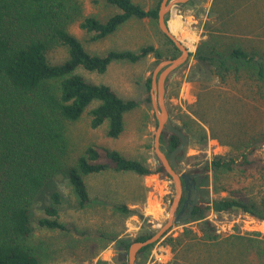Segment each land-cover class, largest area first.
Wrapping results in <instances>:
<instances>
[{"label":"rangeland","instance_id":"1","mask_svg":"<svg viewBox=\"0 0 264 264\" xmlns=\"http://www.w3.org/2000/svg\"><path fill=\"white\" fill-rule=\"evenodd\" d=\"M133 1L145 9L156 4V0ZM220 1L216 0L215 3V0H192L184 6L178 3L166 14L167 24L173 16L179 15L182 18L184 31L175 37L187 48L183 34L189 32L197 37L193 48H188L189 55L186 61L175 70L174 75L170 73L167 76L165 92L171 121L179 125L187 124L196 131L186 137L183 149L185 156L196 157L188 161L184 158L179 161L181 171L189 173L194 172L188 170L201 166L215 155L234 156L240 159L238 154L245 150L247 144L246 150L254 144L256 154L264 158V139H257L264 135V99L258 96L256 86L251 85L250 81L243 77L238 81L228 78L226 83H220L218 78L211 79L199 71L200 68L205 70L207 65L199 63L196 58L197 49L205 40L211 47L210 50L215 48L216 52H222L226 46L234 44L263 54L264 0H233V26L212 16L214 3L218 4ZM74 2L79 5L81 16L69 25L68 30L82 42L88 52L104 54L110 49L136 50L147 44H152L160 50L165 49L166 39L158 23L147 17L131 18L108 36L98 41L89 40L91 33L79 27L81 19L94 16L105 20L118 9L108 4L106 0ZM66 55V48L63 46L51 49L47 53L52 63L62 61ZM158 62L149 54L136 63L114 61L103 73L82 67L77 69L87 81L109 85L119 96L135 99L139 105L125 113L124 130L116 138L107 136V120L97 128L90 126L88 109L96 102L88 105L78 120L67 125L69 163H75L76 158L88 144H95L100 147V161L107 160L101 148L106 147L117 150L127 158L144 159L152 168L159 165L154 158L153 146L157 121L151 102L147 100L149 91L145 85ZM241 73L245 75L244 71ZM209 90L215 94L213 100L217 107L214 111H207L204 110V106H198V96ZM222 105L224 108L218 109ZM195 109L200 110L202 120L192 113ZM203 130L206 134L205 143L201 138ZM256 139L258 141L255 143ZM206 174L194 173L198 202L202 197L212 199L217 195L213 191L212 170ZM84 180L92 199L91 204L86 207L77 206L76 198L64 173L58 174L53 184L43 190L38 198V204L33 207L32 240L35 243L42 241L46 251L42 263L127 264L126 255L121 252L128 249L129 244L126 243L131 242L141 232L156 231L166 222L175 192L172 179L163 172L138 176L131 171L116 172L108 169L101 173L86 175ZM229 184L233 190H241L232 192V195L254 197L259 188L264 189V174L258 177L257 185L255 182H238L235 179H231ZM241 186L249 187L241 189ZM53 189L61 192L62 203L58 219L68 226L67 231L51 230L37 225L38 218L44 215L41 206L49 201L48 195ZM226 194L225 191L219 192L221 196ZM115 203H125L136 211L126 215L114 208ZM151 206L155 208L153 213ZM205 220L213 223L214 233L218 234L219 241L233 240V246L229 249L233 252V262H240L238 264L264 262L262 257L256 255L257 250L260 251V246H264V219H257L237 209L223 213L209 211L202 219L193 220L191 217H185L173 222L165 234L152 243L148 252L140 255L137 264L226 262L222 256L225 250L222 252L214 246L203 248L208 242L211 245V241L206 238L208 230ZM187 230L191 231L189 235L186 233ZM113 235L115 236L113 240H108Z\"/></svg>","mask_w":264,"mask_h":264},{"label":"trees","instance_id":"2","mask_svg":"<svg viewBox=\"0 0 264 264\" xmlns=\"http://www.w3.org/2000/svg\"><path fill=\"white\" fill-rule=\"evenodd\" d=\"M160 1L156 0L154 6L145 9L133 0H106L118 11L105 20L94 16L83 17L79 27L91 33L89 40L98 41L115 32L131 18L147 17L157 22ZM191 1L182 3L181 6ZM78 6L74 0H0V264H43L42 257L46 256V251L42 241L35 243L32 240L34 227L31 225V214L43 190L53 184L58 174L66 175L79 208L92 202L84 180L86 175L108 169L116 172L131 171L138 176L157 172L168 175L161 164L152 168L144 159L127 158L117 150L106 147L101 148L107 160L100 161V147L95 144H88L76 158V162L69 163L67 125L78 120L88 105L96 102L88 109L90 126L97 128L107 120L106 134L112 138L123 132L125 113L139 105L135 99L119 96L109 85L87 81L77 72L79 67L103 73L114 61L136 63L149 54L161 61L174 58L180 53L163 33L166 39L164 50L147 44L136 50L110 49L104 54H92L68 30L69 25L81 16ZM165 19L167 20V16ZM60 46L66 48V57L58 63L50 62L47 53ZM210 48L205 40L197 49L198 62L207 65L205 70L200 68L201 73L211 79L218 78L220 83H226L228 78L238 81L243 77L256 86L258 96L264 99V53L258 54L234 44L226 46L222 52ZM150 80L149 77L145 82L147 91L150 89ZM214 97L212 90L202 92L198 96V106L214 111L217 107ZM147 100H150L149 96ZM220 108H224V105L218 107ZM199 109L192 110V113L202 120L203 115ZM190 119L198 125L193 118ZM172 123L186 137L196 132L187 124ZM201 138L205 143L204 130ZM257 139H264V135ZM160 143L162 150L168 155L179 145L180 137L163 130ZM246 146L238 154L240 159L215 155L210 161L188 170L199 175H207L212 170L213 191L217 194L212 199L202 197L194 205L191 219L205 218L209 211L223 213L237 209L257 219H264V189L259 188L254 197L244 198L231 194L240 190H233L229 184L231 179L238 182L251 181L257 185L258 177L264 174V158L256 154L254 144L249 150H246ZM194 157L196 155L185 156L183 150L178 154L177 161L183 158L188 161ZM248 187L241 186V189ZM221 191L227 194L221 196ZM48 198L49 201L41 206L44 215L38 218L37 225L67 231L68 226L58 219L62 203L61 192L53 189ZM114 208L126 215L136 211L125 203H115ZM205 225L208 230L206 238L211 241V245L208 242L203 248L214 246L222 252L225 250L222 256L226 262L217 264L240 263L233 262V252L229 251L233 240L219 241L218 234L214 233L213 223L205 220ZM154 232H141L131 242L145 240ZM186 233L189 235L191 231L187 230ZM114 237L110 236L108 240H113ZM151 246L152 244L144 246L137 252L135 264L140 255H145ZM256 253L264 261V246H260V251L257 250Z\"/></svg>","mask_w":264,"mask_h":264},{"label":"water","instance_id":"3","mask_svg":"<svg viewBox=\"0 0 264 264\" xmlns=\"http://www.w3.org/2000/svg\"><path fill=\"white\" fill-rule=\"evenodd\" d=\"M186 1L188 0H161L159 3L157 10L158 26L160 30L174 43L180 53L174 58L163 59L157 63L151 75L149 89L150 102L157 121L153 142L154 158L157 164H162L169 177L172 179L175 192L171 200L166 222L150 237L145 240L131 242L128 249L123 251L124 255H126L127 264H135L136 254L142 247L158 241L171 227L173 222L179 221L177 220L178 216L184 210V206L189 199V186L195 187V181L193 180L192 175L189 172L181 171V167L177 161L178 154H180L185 147L186 136L180 129L173 125L171 119L169 118V112L165 101L167 76L170 73L174 75L175 70L186 61L189 55V49L170 31L165 17L173 6ZM163 130L172 132L180 137L179 145L171 150L168 156L165 151L162 150L160 143V135ZM184 189L187 190V198L184 200L181 210L175 215V210L183 195ZM197 200L198 194L196 193L194 196V202L196 203ZM233 208L239 207L233 206Z\"/></svg>","mask_w":264,"mask_h":264},{"label":"crops","instance_id":"4","mask_svg":"<svg viewBox=\"0 0 264 264\" xmlns=\"http://www.w3.org/2000/svg\"><path fill=\"white\" fill-rule=\"evenodd\" d=\"M215 3L212 16L217 20L221 19L228 25L233 26V0H221L218 4Z\"/></svg>","mask_w":264,"mask_h":264},{"label":"bare ground","instance_id":"5","mask_svg":"<svg viewBox=\"0 0 264 264\" xmlns=\"http://www.w3.org/2000/svg\"><path fill=\"white\" fill-rule=\"evenodd\" d=\"M168 26L173 35H178L184 31L183 20L179 15L173 16L168 21ZM183 36L185 39V44L188 46V48H193V43L196 41L197 37L193 33L189 32H185ZM151 207V212L153 213L155 211V208L153 206Z\"/></svg>","mask_w":264,"mask_h":264},{"label":"flooded vegetation","instance_id":"6","mask_svg":"<svg viewBox=\"0 0 264 264\" xmlns=\"http://www.w3.org/2000/svg\"><path fill=\"white\" fill-rule=\"evenodd\" d=\"M167 156H168V155H167ZM178 163H179V161H178ZM190 174L192 175V178H193V180H194V173H190ZM194 181H195V180H194ZM189 189H190L189 199H188V201L186 202V204H185V206H184V210L179 214L177 220L184 219L185 217H188V216L191 217V215H189V214H191V212H192V210H193V208H194V205H196L197 202H198V200H197L196 203L194 202V196H195L196 193L198 194V191H197V189H196V184H195V187H191V186H189ZM186 198H187V190L184 189V190H183V195H182V197H181V199H180V201H179V204H178V206H177V212H179V211L181 210V207L183 206L184 200H185ZM192 205H193V206H192ZM123 251H124V250H121V252H123ZM123 254H124V253H123Z\"/></svg>","mask_w":264,"mask_h":264}]
</instances>
